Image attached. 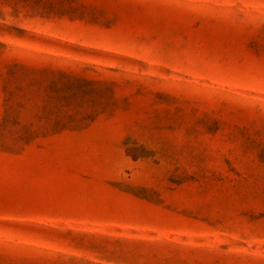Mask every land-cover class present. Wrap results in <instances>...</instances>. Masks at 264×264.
<instances>
[{
	"label": "rangeland",
	"instance_id": "obj_1",
	"mask_svg": "<svg viewBox=\"0 0 264 264\" xmlns=\"http://www.w3.org/2000/svg\"><path fill=\"white\" fill-rule=\"evenodd\" d=\"M0 264H264V0H0Z\"/></svg>",
	"mask_w": 264,
	"mask_h": 264
}]
</instances>
